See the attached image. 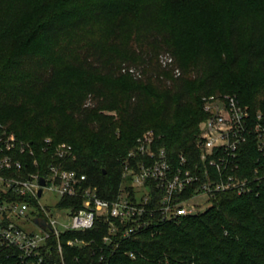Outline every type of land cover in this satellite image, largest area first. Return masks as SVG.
<instances>
[{
	"label": "trees",
	"instance_id": "1",
	"mask_svg": "<svg viewBox=\"0 0 264 264\" xmlns=\"http://www.w3.org/2000/svg\"><path fill=\"white\" fill-rule=\"evenodd\" d=\"M164 54L173 59L165 67ZM208 94L235 95L264 121V0H0V125L27 146L25 172L60 164L114 200L144 132L175 163L195 161ZM59 144L71 155L57 157ZM251 160L241 157L247 176ZM250 185L150 224L121 241L110 264H264V182ZM106 230L98 221L62 237L92 240L64 246L66 264H100Z\"/></svg>",
	"mask_w": 264,
	"mask_h": 264
},
{
	"label": "built area",
	"instance_id": "2",
	"mask_svg": "<svg viewBox=\"0 0 264 264\" xmlns=\"http://www.w3.org/2000/svg\"><path fill=\"white\" fill-rule=\"evenodd\" d=\"M172 62L170 55L160 56L162 66ZM174 74L178 76L179 69H174ZM201 101L205 118L199 124L195 161L189 164V159L180 155L175 163L164 149L156 147L154 132H144L124 161L122 178H130V182L122 184L114 200L101 198L96 187L83 184L84 175L63 169L60 164L48 165L44 176L25 172L18 157L27 146L0 125V253L11 264H66L64 246L88 245L92 240L70 236L62 242V237L84 234L101 221L107 224L102 237L107 249L98 261L110 264L120 242L150 224L203 212L222 192L251 193L250 183L264 182L261 113L251 114L235 95L208 94ZM247 153L252 155L250 166L245 165L250 176L241 171V157ZM55 154L59 158L69 156L71 147L59 144ZM45 192L57 198L52 205L40 202ZM63 200L67 205L61 206ZM77 201L79 207H75ZM40 220L44 226L38 223ZM124 255L135 258L133 253Z\"/></svg>",
	"mask_w": 264,
	"mask_h": 264
},
{
	"label": "rangeland",
	"instance_id": "3",
	"mask_svg": "<svg viewBox=\"0 0 264 264\" xmlns=\"http://www.w3.org/2000/svg\"><path fill=\"white\" fill-rule=\"evenodd\" d=\"M47 195H48L47 192H45V194L40 199V202L44 205H52L57 200V198H54L52 195L50 196H47Z\"/></svg>",
	"mask_w": 264,
	"mask_h": 264
},
{
	"label": "water",
	"instance_id": "4",
	"mask_svg": "<svg viewBox=\"0 0 264 264\" xmlns=\"http://www.w3.org/2000/svg\"><path fill=\"white\" fill-rule=\"evenodd\" d=\"M39 182H40L41 185H44V179H43V178H40ZM40 193H41V190H39V194H40ZM38 223H39L40 225L44 226V222H42L41 220L38 221Z\"/></svg>",
	"mask_w": 264,
	"mask_h": 264
}]
</instances>
